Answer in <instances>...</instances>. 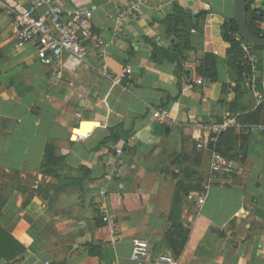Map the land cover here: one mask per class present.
<instances>
[{
  "label": "crops",
  "instance_id": "crops-1",
  "mask_svg": "<svg viewBox=\"0 0 264 264\" xmlns=\"http://www.w3.org/2000/svg\"><path fill=\"white\" fill-rule=\"evenodd\" d=\"M0 1V224L25 247L16 264H160L174 257L166 237L174 223L189 226L177 264H264V131L231 127L208 141V125L224 117L264 124V47L253 46L256 67L240 65L238 82L215 42L236 0H55L92 14L76 29L85 59L63 54L51 65L35 43L16 47V16L34 0ZM135 2L138 17L118 26L120 8ZM175 6L193 25L167 28ZM251 8L264 17V0ZM98 43L110 44L103 55ZM102 64L132 72L116 85ZM163 108L161 123L152 114ZM47 146L63 160L56 175L40 170ZM212 148L231 167L211 171ZM101 203L112 225L99 217ZM136 240L150 246L145 261L130 258Z\"/></svg>",
  "mask_w": 264,
  "mask_h": 264
},
{
  "label": "built area",
  "instance_id": "built-area-1",
  "mask_svg": "<svg viewBox=\"0 0 264 264\" xmlns=\"http://www.w3.org/2000/svg\"><path fill=\"white\" fill-rule=\"evenodd\" d=\"M4 8V4L0 1V10ZM142 8L141 2H135L132 5L121 7L117 14V24L121 26L127 19H135L140 14ZM41 10V12H38ZM91 11L83 9H64L55 0H34L30 7L23 9L17 14V29L15 31L16 47L22 48L30 43H35L37 57L45 65H51L54 59H60L63 54L83 61L86 57V47L76 36V29L87 23L91 17ZM195 29H190L194 32ZM233 38L238 42L242 55L239 63L244 68L254 71L256 67L257 57L254 55L253 46L244 40L237 32L232 33ZM158 40V39H157ZM109 43H98L96 48L103 55L109 47ZM250 71V72H251ZM102 76L110 80L113 84L122 85L128 79L132 72L129 66H125L120 73L113 74L109 71L106 64L100 67ZM247 74L250 75L251 73ZM252 87L254 82L250 79ZM264 93V90H263ZM264 97L258 98V104ZM153 117L164 123L169 118V110L167 108L154 110ZM231 127L246 129L250 132H263L264 124L261 123H245L239 119V116L224 117L219 122H212L208 125L210 135L209 143L215 145L223 132ZM198 148L203 147L201 141L197 144ZM211 171H221L231 167L230 162L212 148L211 150ZM121 151L116 150L117 158ZM120 170V164L117 160L110 165L104 173V179L109 181ZM104 195V191L100 192ZM205 201V195L197 199L198 207L202 206ZM99 217L108 225H112L110 214L105 205L101 203L98 207ZM150 246L147 241L136 240L133 243L130 258L136 262H142L148 259ZM160 264H177V259L170 255H161L158 257Z\"/></svg>",
  "mask_w": 264,
  "mask_h": 264
},
{
  "label": "trees",
  "instance_id": "trees-1",
  "mask_svg": "<svg viewBox=\"0 0 264 264\" xmlns=\"http://www.w3.org/2000/svg\"><path fill=\"white\" fill-rule=\"evenodd\" d=\"M253 0H246L244 4V19L248 31L255 37L264 38L263 25L264 17L257 11L251 8ZM203 14V13H202ZM211 16H214L211 14ZM181 22L184 25L185 22L188 27L193 25L190 17L186 12H184L179 6H175L174 14L169 16L166 21L167 28L173 29L174 26ZM237 24L235 19L232 20H223L219 29L215 33V42L216 45H221L224 47V53L226 54L229 60V67L231 71L237 76V81L239 82V76L242 73V67L239 64V59L242 55V50L232 36L233 32H237ZM183 41H186L187 35H183ZM184 48V47H183ZM179 45L174 47V51L179 53L181 51ZM183 50V49H182ZM162 51V49L154 45V56L157 52ZM214 56L206 55L204 58L205 65L204 67H212ZM213 77V74H211ZM246 118V117H245ZM62 158L54 157V150L52 147L47 146L44 149L43 159L40 165V170L43 173L56 175L57 168L61 166ZM6 203V200L3 196H0V217L2 215V209ZM174 219L173 213L171 216ZM100 222H98L99 224ZM189 232L188 225H182L180 223L173 224L170 231L167 232V239L169 246L172 249L173 256L178 258L185 246ZM89 254L96 255L100 253V248L93 244H87ZM25 250V247L16 240L8 231H6L0 224V260H3L5 264H16L19 261V256ZM56 264H65V263H56Z\"/></svg>",
  "mask_w": 264,
  "mask_h": 264
},
{
  "label": "water",
  "instance_id": "water-1",
  "mask_svg": "<svg viewBox=\"0 0 264 264\" xmlns=\"http://www.w3.org/2000/svg\"><path fill=\"white\" fill-rule=\"evenodd\" d=\"M246 0H236L235 22L237 24L238 33L250 45L258 48L264 47V38L253 36L247 29L244 19V4Z\"/></svg>",
  "mask_w": 264,
  "mask_h": 264
}]
</instances>
